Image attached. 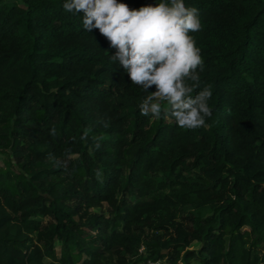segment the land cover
Returning <instances> with one entry per match:
<instances>
[{
	"label": "trees",
	"instance_id": "16d2710c",
	"mask_svg": "<svg viewBox=\"0 0 264 264\" xmlns=\"http://www.w3.org/2000/svg\"><path fill=\"white\" fill-rule=\"evenodd\" d=\"M118 2L138 10L160 0ZM184 2L199 9L203 30L190 35L204 62L201 87L213 91L212 116L195 130L140 114L148 93L111 61L116 50L99 30L82 27L83 12H66L64 0H0V147L15 134L32 183L14 187L0 170V264H76L83 253L82 264H128L143 226L166 232L163 244L175 251L202 239L185 264L196 256L202 264H264V0ZM93 135L104 136L99 149ZM66 149L67 171L37 166ZM126 187L134 200L119 197ZM105 201L116 214H93ZM187 204L214 214L189 225L178 218ZM49 212L53 220L40 218ZM56 238L62 255L50 259Z\"/></svg>",
	"mask_w": 264,
	"mask_h": 264
},
{
	"label": "clouds",
	"instance_id": "9594fccd",
	"mask_svg": "<svg viewBox=\"0 0 264 264\" xmlns=\"http://www.w3.org/2000/svg\"><path fill=\"white\" fill-rule=\"evenodd\" d=\"M63 9L74 15L83 12L82 27L88 32L99 30L116 50L111 61L148 93L139 105L141 115L172 119L182 129L206 126L212 116L213 91L211 85L201 87L204 62L190 35L203 30L199 9L186 6L184 0H160L138 10L118 0H64ZM152 86L155 91H149ZM97 123L108 127L103 119ZM91 131L84 129L81 139L87 140ZM49 135L54 137L56 129H50ZM91 139L99 149L104 136ZM69 154L66 149L62 158L52 153L49 158L67 171ZM96 176L101 179L99 170Z\"/></svg>",
	"mask_w": 264,
	"mask_h": 264
},
{
	"label": "rangeland",
	"instance_id": "374dc122",
	"mask_svg": "<svg viewBox=\"0 0 264 264\" xmlns=\"http://www.w3.org/2000/svg\"><path fill=\"white\" fill-rule=\"evenodd\" d=\"M6 2L13 4L17 3L20 5L24 4V0H6ZM164 103V102H162ZM159 118L152 116L153 123H155ZM10 123L12 124V118L10 119ZM14 130L16 129L15 125L13 126ZM8 143L6 146L0 147V170L4 172H9L11 175V180H8L9 183H11L14 187H16L17 183H20L21 185H30L32 184L30 182V166L25 165V162L28 161L29 157L28 155H19L16 151V145L20 141L17 140L15 134H8ZM73 156H78V154H74ZM39 167L49 166L54 167L56 166L55 161L51 160L46 164H37ZM84 172V171H82ZM64 174H67L65 172ZM188 174L192 177H196L199 175V172L196 169H191ZM53 175V174H51ZM71 176V175H70ZM70 176H65V180L67 182L70 180L72 182V178ZM54 176L52 177V179ZM71 178V179H70ZM36 186V190L40 192H49L45 188H43L38 183H33ZM125 190H121L119 192V197H128L129 199L134 200L136 198L135 190L131 187H126ZM60 192H58L55 188L51 190L50 195L54 196V200L58 204H60L61 201L65 200V197H61ZM56 197V199H55ZM93 214L102 213L105 215L110 214H116L111 206L105 201L99 205H95L92 209ZM214 212L206 210V213L198 211L192 204H187L184 207H182L179 210L178 218L181 220H184L189 225H195L198 221L201 220V218H208L211 215H213ZM45 222L53 220V214L51 212L41 215V217ZM123 220L122 218H119V221L117 222V227L122 229ZM86 230L89 232L87 235L89 237H92V234L95 231L93 227H85ZM245 228V226L243 227ZM139 232L142 236V242L138 246L137 250L133 254V256H130V262H133L134 260H140L144 258H159L161 261V264H185L187 259L185 257V252L190 250L199 251L200 247L203 244L202 239H193L191 243L187 246H180L177 248V251L175 249H169L167 248L163 242L166 236V232L163 230H157L154 228H150L149 226H143L141 229H139ZM263 242L259 241L258 245L262 247ZM54 250L55 254L50 256V259H58L59 256L62 255V241L59 238H56L54 243ZM75 251V248L73 249ZM264 250H261V252ZM78 255V254H77ZM87 254L83 253V256L85 257ZM82 254L79 256L76 260V264H82ZM103 264H115L109 261H103ZM189 264H202L201 259L196 256L191 259Z\"/></svg>",
	"mask_w": 264,
	"mask_h": 264
},
{
	"label": "built area",
	"instance_id": "2783aa9c",
	"mask_svg": "<svg viewBox=\"0 0 264 264\" xmlns=\"http://www.w3.org/2000/svg\"><path fill=\"white\" fill-rule=\"evenodd\" d=\"M128 264H161L159 258H144L137 261L129 262Z\"/></svg>",
	"mask_w": 264,
	"mask_h": 264
}]
</instances>
